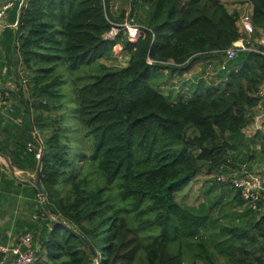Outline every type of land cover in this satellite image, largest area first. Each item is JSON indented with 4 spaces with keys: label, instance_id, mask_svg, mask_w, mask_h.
Instances as JSON below:
<instances>
[{
    "label": "trees",
    "instance_id": "16d2710c",
    "mask_svg": "<svg viewBox=\"0 0 264 264\" xmlns=\"http://www.w3.org/2000/svg\"><path fill=\"white\" fill-rule=\"evenodd\" d=\"M111 1L15 4L19 49L34 84L30 95L44 100L35 105L37 120L44 130L42 118L50 120L37 158L45 191L41 212L50 223L42 241L46 255L38 252L36 264H185V238L196 250L188 264H200L204 254L214 264L218 253L236 264H264L249 258V251L240 253L247 250L232 238L205 236L210 215L176 197L197 176L200 162L217 169L231 152L219 134H240L250 123V110L261 99L264 46L253 41L252 49L227 58L226 50L240 38V13L220 0H133L142 34L131 42ZM250 1L255 30H263L264 0ZM115 24L119 34L106 38ZM116 42L130 56L125 67L100 61ZM210 55L227 69L217 75L218 84L199 79L189 99L171 101L149 82L153 67L182 74L195 58ZM75 97L76 124H64ZM256 136L264 140V133ZM0 177L5 178L1 172ZM11 187L7 182L0 191ZM51 215L56 218L50 221ZM157 226V236L146 244L140 230ZM171 236L180 242L176 252L170 250Z\"/></svg>",
    "mask_w": 264,
    "mask_h": 264
},
{
    "label": "crops",
    "instance_id": "0c3cea01",
    "mask_svg": "<svg viewBox=\"0 0 264 264\" xmlns=\"http://www.w3.org/2000/svg\"><path fill=\"white\" fill-rule=\"evenodd\" d=\"M7 1L18 2L19 0H0V3ZM227 2V8L230 11L237 10L240 13V16H242L243 12H250L251 15L253 13V5L249 0H227ZM15 7L16 5L7 11L4 19L0 23V93L4 97V100L0 104V108H2L4 112L7 110L5 113L3 112L4 116L7 114L11 116L15 131L20 133L22 131L18 126L21 125L17 122H22V117L18 115V109L21 106V102L24 103L19 95L20 90L25 93V96H27L30 101L34 97L30 95L31 92L28 93V88L26 86H22L21 84L18 85V82H20L19 75H22L26 69L19 49L20 42L17 38L20 9ZM238 27L240 38L250 37L255 41L254 39L264 35V29H261L260 31L255 30L254 32L249 30V32H251V34H249L242 28V26L238 25ZM201 58H205V61L208 62L206 65L207 67L205 68L206 71L203 74L208 73L207 75H210V73H212V69L209 68L212 66L211 62H214L216 65L218 64V74L221 73V71L226 70L220 68V64L225 61L219 60V57L216 55ZM199 63V57L195 58L190 63L189 68L184 70V78L178 76L176 86L180 87L185 80H189L188 76L192 78L193 74L196 73L195 70H197L195 65ZM209 70H211V72ZM186 72H190V74L187 75ZM179 73L178 70H175L172 76L174 74L179 75ZM207 75L204 77L201 75L200 77L207 78ZM25 78L26 76L23 75V80L21 82L24 83ZM217 79L220 81L218 76ZM4 116L0 115V126H6L8 124ZM24 121H26V119ZM3 133L4 135L8 134L5 128ZM259 133H264V100L262 98L259 103L250 110V123L240 133L250 139L249 143H235L238 134L231 135V133L227 132L225 133L226 139L221 140V142L226 141L230 143L232 145V150L227 154L221 166L217 169H212L205 162H201L203 167H207L208 173H214L211 176L212 178L215 177V179L213 178V183L206 184L207 186L204 187V190L207 193H210L206 198L212 199V201H210L209 204L202 203V206H197V208L210 214V208L215 204V198L213 199L212 196L217 195L216 198L219 199L220 204L223 205V210L225 211L219 220L224 218V220L226 219V222H220L219 225L210 224L209 221L211 218L209 216L208 223L203 230L204 235L207 236L213 234L218 241L232 238L234 239V242L237 243V246L243 247L247 250H238L240 253L242 252L246 254L249 251V254H247L249 258L256 257L264 259V203L262 204V209L260 211L255 212L248 209L244 200L243 202H240L241 198L238 196L237 188H235L230 181L233 177L246 176L247 174L259 173L264 175V140L256 136V134ZM22 142L33 145L28 139L22 140ZM22 146L25 147L24 144ZM19 151L20 150L18 149L13 152V154H17ZM38 152H35L36 157ZM9 154L10 158L5 155L3 156L12 164L11 160L13 161L16 156L10 151ZM37 158L34 157V163H31V168L30 165L29 167L24 166L25 161H21L20 164L15 163L17 166L12 170L9 167L11 170L10 175L4 176L5 178L0 177V188L4 187L7 182L12 184L11 191H0V243L3 245L16 246L24 235L30 234L32 242L29 247L40 252L43 246L42 241H45L48 235L47 224L49 225L50 222H48V219L41 212V207L44 203L41 204L40 202H37L38 198L31 195L33 191L32 188L35 187L34 182L32 183L31 180V172L36 168V178V170L40 164H37L39 161ZM15 161L17 162L18 160ZM4 166L7 165H2V168ZM2 168L0 167V172L3 174ZM200 172L201 171H199V173ZM214 175L217 177H225L227 181L220 182ZM197 176L194 179H196ZM16 186H19V188ZM187 205L195 208L194 205ZM52 216L53 215L50 217ZM43 217L46 218V221L42 224L41 219ZM53 219L54 218L50 219V221ZM227 221H229V224H226ZM23 248L28 247L23 244ZM214 258H218L219 260L220 258H223L226 264H236L234 261H230L229 257L225 254L218 253ZM203 263L208 264L207 262ZM214 264H217V260Z\"/></svg>",
    "mask_w": 264,
    "mask_h": 264
},
{
    "label": "rangeland",
    "instance_id": "374dc122",
    "mask_svg": "<svg viewBox=\"0 0 264 264\" xmlns=\"http://www.w3.org/2000/svg\"><path fill=\"white\" fill-rule=\"evenodd\" d=\"M183 1H187V0H183ZM111 2L112 3H111L110 8H111L112 13H114V15L116 17H122L124 19L123 27L126 29L127 32H128L129 28L133 29V28H135V26L140 28L139 23L137 22V16H135L131 12L132 6H133L132 5L133 0H112ZM245 15H251V14H250V12H247V13L243 12L242 18L238 21V25L241 26L242 19ZM113 27L119 28L118 25H114ZM141 31H142V29H141ZM118 34H119V32H118ZM117 49L118 48L114 49V46H113L112 51H110V55L107 57L101 58L100 61L105 63L109 67H125L129 62L130 56L125 51V49L123 47L122 49L118 50V52L122 53L121 56L119 57L117 54ZM201 57H203V56H199L200 63L195 65L196 69H197V70H195L196 73L193 74L192 78H190L188 76L189 80H185V82H183L180 85V87L176 86V84H177L176 80H177L178 76H180V77L182 76L184 78V73H182L181 75L180 74L179 75L174 74L172 76L171 71H170L171 68H168V67L161 68V71L156 69V67H153L152 68V76L149 79L150 84L153 87H155L156 89H158L159 91H161L162 93L166 94L171 101H176L179 99L186 100V99L191 98L194 95L196 87L198 86L197 82L199 81V79L203 78L205 75L208 74V73L203 74L206 71L205 68L207 67L206 65L208 62L205 61V58L202 59ZM215 62H217V61H215ZM211 64H212V66L209 68L212 69V73H210V75H207V78H203V79H205L207 83H208V81L213 80L214 84H218L219 83V81L217 79V75H218L217 72L219 71L218 64L216 65L214 62H211ZM25 69H26L25 72L22 75H19L20 82H18V85L21 84L22 86H26L28 88V93H30L31 88L33 87L34 84L30 78V76H31L30 69H27V68H25ZM60 70L62 72H64V71H66L67 73L69 72L68 68L60 67L59 71ZM209 71L211 72V70H209ZM186 73H187V75L190 74V72H186ZM23 75L26 76L24 83L21 82L23 80L22 79ZM201 75H203V77H200ZM64 77H65V74H64ZM69 77L70 76H68V80H70ZM68 80H66V82L64 84V90L69 93V92H71V90L69 88ZM211 83L212 82H210V84ZM19 95L21 96L23 101L28 103V106H26V104L21 102V106L18 109V111H19L18 115L22 117L21 118L22 122L20 121L17 123L21 125L18 127L21 129L22 132L18 133L15 131V129L13 127L14 123H13L11 116L9 114L4 116V114H3L4 111L2 108H0V112H1L0 115H3L4 118L7 120L6 122L8 123L6 126H4V125L0 126V148H1V150H0V167L2 168V165H7V166H4L2 168V172H3L4 176L10 175V171L15 166H17L15 163L20 164L21 161L22 162L25 161L24 166L29 167V165H30V168H31V163H34V155L32 152L29 151V147L22 146L23 145L22 140L28 139V141L32 142V144H33L32 150L35 153V148H37L38 146L40 148L41 142H43V140H44V135H46L48 133V130H49L48 127L50 126V120H48L46 117H44L42 119L45 122V124L47 125V130H44L45 128L43 126V123L37 120V115H36L37 110L35 108V105H38V104L40 105V104L44 103L43 97H38L36 99L33 98L30 101L28 99V97L25 96V93L22 92L21 90H20ZM75 103H76V97L70 103L71 106L69 107L68 110L71 112L66 113V118L63 121L64 124L66 123L67 119H68V122L71 123L72 125L76 124V115L74 113V104ZM39 109H41V108H39ZM23 111H24V114H23ZM44 112H45V110H44ZM60 112L61 111H58L54 115L59 116ZM25 119H26V121H24ZM4 128H5L6 132L8 133L7 135H4V133H3ZM191 130L193 133H196L194 129H191ZM71 133L75 134V130L71 129ZM49 134H50V132H49ZM225 139H226L225 134L224 135L219 134V136H218L219 142H221V140H225ZM249 141H250V139L246 138L242 134H238L236 136V139H235V143L248 144ZM18 149L20 150L19 153L13 154V152L17 151ZM9 151L13 155L16 156V158H14L13 161L11 160L12 164L9 163V160L7 158H5L4 156H1V154H2V155H5L6 157L10 158ZM19 155H20V157H19ZM15 160H18V161L16 162ZM9 164H11L13 167V168H10L11 170L9 169ZM35 169L31 172L32 183L35 180ZM199 171H201V172L199 173L197 178L193 179L191 181V183L187 187H185L183 190L178 192V194L176 196L177 200L180 201L184 205L190 204V205H194L197 208V206L201 207L202 203L209 204V202L212 201V199L206 198V196H208L210 193H207L204 190V187L207 186L206 184L213 183L212 180H213V178L215 179V177L212 178L211 175L214 173H212V174H211V172L208 173L207 167H203L201 162H200ZM214 176H216V175H214ZM23 178H24V176H23ZM217 180L220 181L219 177H217ZM216 196L217 195L212 196L213 199L215 198L214 199L215 204L213 205V207L210 208V214L209 215H210L211 219H210L209 223L219 225L220 222H222V223L226 222V219L224 220V218H222L221 220H219V218L223 215V213L225 211L223 210V205L220 204V201L218 198H216ZM37 202H40L42 204V199H37ZM198 209H200V208H198ZM52 218L55 219L56 217L55 216L50 217V219H52ZM45 221H46V218L43 217L41 219V223L43 224V223H45ZM131 221L135 226L139 225L138 221H134V220H131ZM226 224H229V221H227ZM159 230H160V227L157 226L154 229H152V228H145L144 229L143 228L140 230V232H141V235H142L145 243L150 244L153 242L154 237L157 236V232ZM178 240L179 239L174 238V236H171L169 238V244H170L171 252H176L177 248L180 247V242ZM192 243L193 242H191L189 238H185L184 246H183V243L181 245V246H183L182 260L185 262V264H188L191 261H194V259H195L194 257L196 256V254H195L196 250L194 248H192ZM207 246L209 247V250L216 253L214 248H211L209 245H207ZM43 255H46V254H45V252H42V250H41L40 256H43ZM216 260H217V264H226V262L223 258H220V260L218 258L217 259L213 258L214 262H216ZM209 261H211V259H210V257L206 256V254L203 255V258L199 259L200 264H204L203 262H209Z\"/></svg>",
    "mask_w": 264,
    "mask_h": 264
},
{
    "label": "built area",
    "instance_id": "2783aa9c",
    "mask_svg": "<svg viewBox=\"0 0 264 264\" xmlns=\"http://www.w3.org/2000/svg\"><path fill=\"white\" fill-rule=\"evenodd\" d=\"M25 1L26 0H19L18 5L22 6ZM220 2L228 7L227 0H220ZM16 3V1L0 3V23L4 19L7 11ZM241 18L242 16H240L239 20ZM120 25L123 26V23ZM241 26L249 34L255 31V26L251 15H245L243 17ZM249 30L251 32H249ZM118 32H120V29L113 27L112 30L106 35V38L114 39L118 35ZM141 34L142 31L139 27L135 26L133 29L129 28L128 40L131 42H136ZM254 40L264 46V35ZM113 46L114 49L118 48L117 54L120 57L122 53L118 52V50L123 48L122 44L116 42ZM253 46V40L250 37L239 38L233 42L231 47L226 50L227 58L233 59L237 57L240 51L252 49ZM226 66V62L220 64V68L222 69H227ZM258 94L264 100V81L260 85ZM3 100L4 97L0 93V104ZM39 156L40 153H37V157ZM219 180L223 182L227 181L225 177H219ZM230 181L232 185L237 188V190H239L248 209L252 211H260L262 209V204L264 203V175L259 173L247 174L246 176L233 177L230 179ZM31 242V235L26 234L16 246L3 245L0 243V264H36L39 261L40 256L36 250L29 247ZM23 244H25L28 248H23Z\"/></svg>",
    "mask_w": 264,
    "mask_h": 264
},
{
    "label": "water",
    "instance_id": "95a60500",
    "mask_svg": "<svg viewBox=\"0 0 264 264\" xmlns=\"http://www.w3.org/2000/svg\"><path fill=\"white\" fill-rule=\"evenodd\" d=\"M23 144L27 147H31V149L33 148V146H31L29 143H23ZM35 152H38L37 148H35ZM9 167L13 168L11 164H9ZM34 185L38 191L39 198L42 199V203H44L45 191H44V187H43L42 182H41V163L39 164V166L36 170V178L34 181Z\"/></svg>",
    "mask_w": 264,
    "mask_h": 264
},
{
    "label": "clouds",
    "instance_id": "9594fccd",
    "mask_svg": "<svg viewBox=\"0 0 264 264\" xmlns=\"http://www.w3.org/2000/svg\"><path fill=\"white\" fill-rule=\"evenodd\" d=\"M39 153V152H38Z\"/></svg>",
    "mask_w": 264,
    "mask_h": 264
}]
</instances>
